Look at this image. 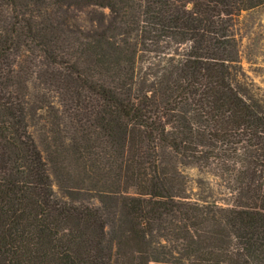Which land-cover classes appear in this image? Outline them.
Listing matches in <instances>:
<instances>
[{
	"label": "trees",
	"instance_id": "1",
	"mask_svg": "<svg viewBox=\"0 0 264 264\" xmlns=\"http://www.w3.org/2000/svg\"><path fill=\"white\" fill-rule=\"evenodd\" d=\"M87 1L108 27L78 38L57 36L50 11L65 0H0V264H120L108 208L55 195L47 157L68 182L64 155L103 206L115 184L132 191L120 195L130 264H264V95L237 38L264 0ZM23 57L75 96L51 112L54 151L14 79Z\"/></svg>",
	"mask_w": 264,
	"mask_h": 264
},
{
	"label": "rangeland",
	"instance_id": "2",
	"mask_svg": "<svg viewBox=\"0 0 264 264\" xmlns=\"http://www.w3.org/2000/svg\"><path fill=\"white\" fill-rule=\"evenodd\" d=\"M87 2V0H65V5L59 9H52L50 11L54 18V25L58 29L57 36L75 34L77 35L76 37L81 38L89 28H93L99 32L107 29L109 22L107 18L102 17L94 9L87 8L88 5L85 6ZM102 12L107 14L108 11L102 10ZM90 22H93L94 26L89 25ZM237 38L239 43V60L245 82L253 84V87L258 90L256 91L264 95V7L244 13L240 17ZM14 69L15 72L18 69L17 73L14 72V79L23 92L27 94L26 99L29 105L42 107L37 112V116L41 114L42 119L35 120L37 116L33 119L35 125L32 128V133L41 148L49 146L54 151L60 145L61 140L60 135L54 133L56 126L53 118L50 117L51 112L56 111L57 115L60 116L67 110L71 101L75 99V96L71 90L68 93L63 90L66 86V81L61 84L59 78L53 76L54 72L51 68L46 66L41 59L23 57L19 60V68L16 66ZM49 74H52V76ZM52 107L54 108L53 110H51ZM107 150L109 154L110 150ZM54 157H47V159L55 195L67 201L73 200L72 202L75 204H84L100 209L108 208L105 213V219L112 254L114 259L120 264H130L131 258L135 254V247L122 237V234H127V232L122 233L121 230L120 213L122 212V200L120 199V195L123 196L132 191L127 190L124 192L123 181L121 184H115L113 187H110L107 183V186L110 187L109 190H111L109 195H116L119 201L115 204L116 207L113 204H108L105 207L98 200L94 192L90 190V188H93L90 184L85 182V186L82 184L79 186L77 182L81 167L71 157L65 158L66 155H64L62 159L66 173L71 176L70 180L68 182L57 180L53 162H51V159L55 161ZM112 158L110 157V161ZM170 171L172 172V169ZM189 174L190 179H193L194 173L191 172ZM73 189L75 190L73 191ZM72 191L73 194L70 196L69 193ZM102 191L105 192V188ZM192 192H196L194 186ZM187 194L189 195V193Z\"/></svg>",
	"mask_w": 264,
	"mask_h": 264
}]
</instances>
